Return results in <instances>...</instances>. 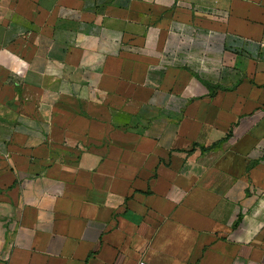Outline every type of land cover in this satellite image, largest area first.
<instances>
[{
  "label": "crops",
  "instance_id": "1",
  "mask_svg": "<svg viewBox=\"0 0 264 264\" xmlns=\"http://www.w3.org/2000/svg\"><path fill=\"white\" fill-rule=\"evenodd\" d=\"M0 264H264V0H0Z\"/></svg>",
  "mask_w": 264,
  "mask_h": 264
}]
</instances>
